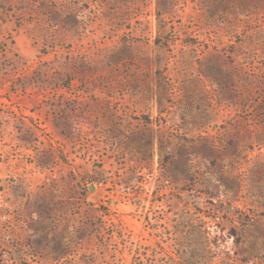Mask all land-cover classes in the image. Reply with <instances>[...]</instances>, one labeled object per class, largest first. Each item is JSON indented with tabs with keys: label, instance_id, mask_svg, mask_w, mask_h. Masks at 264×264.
I'll return each mask as SVG.
<instances>
[{
	"label": "rangeland",
	"instance_id": "rangeland-1",
	"mask_svg": "<svg viewBox=\"0 0 264 264\" xmlns=\"http://www.w3.org/2000/svg\"><path fill=\"white\" fill-rule=\"evenodd\" d=\"M0 264H264V0H0Z\"/></svg>",
	"mask_w": 264,
	"mask_h": 264
}]
</instances>
